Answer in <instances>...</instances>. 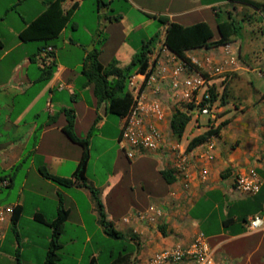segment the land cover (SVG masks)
I'll use <instances>...</instances> for the list:
<instances>
[{
	"label": "crops",
	"instance_id": "0c3cea01",
	"mask_svg": "<svg viewBox=\"0 0 264 264\" xmlns=\"http://www.w3.org/2000/svg\"><path fill=\"white\" fill-rule=\"evenodd\" d=\"M57 1L0 0V7L4 8V13L0 14V188L9 194L15 181L20 182L16 199L0 203V264L4 261L14 264L26 253L30 257L45 254V246L52 234L49 223L56 218L60 206L68 213L60 242L67 235L71 244H77L76 234L70 233L72 229L84 230L86 243L97 234L102 240L109 238L100 225L98 209L90 191L78 187L73 178L85 149L89 154L93 139L119 142L121 131V120H110L112 114L108 104L99 102L89 85L86 60L95 53L104 70H122L141 46L159 32L162 34L152 46L151 53L162 45L167 25L160 24V17L188 26L181 20L193 13L201 15L198 22L207 23V10H211L215 22L237 19L247 24V31L262 36L252 43L247 38L243 41L237 37L229 42L232 47L238 42L233 47L238 61L226 65L225 72L211 81L221 98L217 115L212 120L215 126L226 122L211 138L213 147L210 148V142L205 141L188 151L187 146L183 148L179 142L188 158L185 177L173 171L171 158H127L143 178L147 176V169H151L155 176L166 169L173 171L176 181L163 186L160 180H155L152 188L161 186L163 190L154 194L142 184L145 198L131 203L119 226L113 222L107 201L110 194L122 187L131 170L122 164L119 171L98 185L88 176L87 163L86 182L99 191L106 219L123 234L126 249L132 252L131 264H145L152 254L168 247L188 246L198 235L204 237L214 264H264V228L250 231L247 227V222L254 216L264 219V124L256 114L245 119L249 106L242 103L243 90L251 83L246 73L255 68L244 60L246 54H251L250 59L258 68H264L260 67L264 26L254 29L250 26L253 16L264 12V1L252 0L260 4L255 8L237 0H60V14L51 15L45 24L48 31L55 32L54 35L47 40L23 39V30ZM30 3L36 5L32 13L25 8ZM16 8L23 9V12L10 14V10ZM222 10L226 19L219 20ZM62 17H67L66 21L63 22ZM155 22L159 32L151 36L146 29ZM46 46L54 48L53 73L48 80L40 60ZM218 47L222 51V45L194 48L186 51L185 56L194 57L203 64L206 56L213 55L214 63L220 64L224 57L217 52ZM109 49L111 56L104 59ZM114 79L111 73L108 80ZM233 89L238 90L236 97L232 96ZM256 91L257 101L264 104V92ZM262 116L264 118V113ZM193 125L190 126V140L207 129L197 124L192 130ZM104 131L109 135L104 136ZM42 170L59 178L71 179L74 184L70 188L62 187L45 178ZM249 171L260 177L261 194L247 196L235 189V176ZM80 199H85L87 207L79 204ZM259 204L261 208L258 210L256 206ZM15 207L20 210L15 226L16 237L8 239ZM24 218L26 224H23ZM126 218L128 222L124 221ZM89 226L94 230L91 235L86 231ZM59 253V263L64 264V255ZM103 254V250L97 249L91 253L89 261L95 260L99 264ZM112 254L114 250L109 256ZM81 256L72 257L71 264L82 263Z\"/></svg>",
	"mask_w": 264,
	"mask_h": 264
},
{
	"label": "built area",
	"instance_id": "2783aa9c",
	"mask_svg": "<svg viewBox=\"0 0 264 264\" xmlns=\"http://www.w3.org/2000/svg\"><path fill=\"white\" fill-rule=\"evenodd\" d=\"M54 49L50 46L42 52L44 67L53 60ZM220 64L214 63V56L205 57L202 64L194 57L181 58L163 44L148 55V68L128 79V88L133 103L126 116L120 118L119 144L129 160L141 157H161L172 159V169L176 175L185 177L187 154L179 143L172 141L169 127L175 110L186 111L190 104L201 115L215 119L214 104H210L209 90L212 79L225 72V66L235 64L238 56L231 43L222 45ZM259 74L264 77V70ZM182 106H185L183 110ZM212 138V137H211ZM211 138L209 147L213 144ZM234 187L240 193L253 196L261 187V179L254 171L235 176ZM10 212V210L7 209ZM128 222L129 219H124ZM250 231L264 228V219L254 216L247 222ZM145 264H214L212 253L202 235L185 247H168L152 254Z\"/></svg>",
	"mask_w": 264,
	"mask_h": 264
},
{
	"label": "trees",
	"instance_id": "16d2710c",
	"mask_svg": "<svg viewBox=\"0 0 264 264\" xmlns=\"http://www.w3.org/2000/svg\"><path fill=\"white\" fill-rule=\"evenodd\" d=\"M240 3L251 5L258 8L260 4L252 0H237ZM60 0L54 2L47 11L42 13L36 21L30 23L21 33L23 39H44L47 40L49 37L54 35L55 32H50L47 30L45 24L54 14H60ZM67 17H62V21H66ZM161 25H167L165 34L163 37L162 44L167 47L171 52L178 55L181 58H185V52L202 47H217L228 42H231L242 29V25L239 21L231 19L224 22H216L215 24V34L212 32L210 26L205 22H197L192 25L183 26L175 22H168L166 17L159 18ZM159 35L150 39L146 44L141 46V48L133 56L130 64L124 69H114L111 72L103 68L101 63L97 60L96 54H90L86 60V65H88V70L86 76L88 78L89 85L92 86L95 96L98 98L99 102H106L108 104V110L111 114L116 115L118 118L126 116L133 103L132 95L130 91L124 90L126 81L131 75L138 72H145L148 68V55L152 51V46L158 41ZM2 46L0 38V48ZM48 46H46L47 48ZM53 48V47H52ZM45 49V48H44ZM42 49V50H44ZM54 49V48H53ZM54 56V52L52 54ZM47 75L45 79L48 80L52 73L53 68L50 65L44 68ZM113 73L114 81H109V75ZM210 93V104H214L217 101V88L215 85L209 90ZM195 110V106L190 104L186 111L175 110L171 115L169 121V127L174 136L177 138H182L187 125L191 120V113ZM212 121L208 117V122ZM226 124V122H221L216 126L210 125L208 128L198 136L193 137L187 144V150L194 148L197 145L202 144L207 139L218 134L220 129ZM89 154L87 149L83 152L81 159L76 167L73 174V178L77 182L78 187L87 188L93 199L96 202V206L99 213V221L102 226L104 233L109 237L116 240H122L123 234L115 230L113 223L106 219V211L103 200L100 197L98 190L89 186L86 182L85 171L88 163ZM42 175L57 183L58 185L70 188L74 184L71 179H64L53 176L49 174L46 170H42ZM157 177L161 181L163 186L170 185L176 181V176L172 170H161L157 172ZM261 190V188H260ZM257 194H261V191ZM263 192V190H262ZM255 194V195H257ZM263 194V193H262ZM259 210L261 204L256 206ZM19 208H13L10 220V230L16 234L15 226L17 219L19 217ZM67 211L60 206L56 218L49 223L52 229L51 239L46 247L45 258L41 264H60V253L62 249V244L60 242V235L63 231V225L67 218ZM127 246L122 245L118 255H110V261L107 264H131L132 252H128ZM87 264H97L95 260L89 261Z\"/></svg>",
	"mask_w": 264,
	"mask_h": 264
},
{
	"label": "rangeland",
	"instance_id": "374dc122",
	"mask_svg": "<svg viewBox=\"0 0 264 264\" xmlns=\"http://www.w3.org/2000/svg\"><path fill=\"white\" fill-rule=\"evenodd\" d=\"M264 1V0H262ZM25 8H27L28 13L29 12H33L36 9V5L35 4H28ZM222 9V8H221ZM23 9L21 8H16V10H10V14L16 15L17 13H19L20 11H22ZM2 13H4V8L0 7V14L2 15ZM208 20H207V24L210 26L212 32L215 34V24H216V20L214 17H211L212 13L211 10H207L206 12ZM200 16L198 13H193L185 18H183L181 21L183 24L185 25H190L193 23H196L199 21ZM217 19L219 20H224L226 19V14L225 12L222 10L221 11V16L218 17ZM237 20V19H236ZM239 21V20H237ZM257 21H259L257 23ZM242 25H244L243 30L241 29L240 32L238 33V36H236L237 38L246 41V38L249 40V43L253 40V41H259L262 36L261 34L257 33V34H253L252 32L247 31V24H245V22H241L239 21ZM249 24V23H248ZM250 26L254 29L255 27L258 26H264V12H257V14H255L253 16V23L250 24ZM147 33L151 36L155 35V32H159L158 31V23L155 22V24L153 26H150L146 29ZM257 32V31H256ZM162 34V32H159V36L160 37ZM155 37V36H154ZM252 43V42H251ZM238 42H234V45L237 46ZM259 44V43H257ZM233 45V47H234ZM261 44H259L260 46ZM217 52L221 54V47L216 48ZM260 62H261V66L260 67H264V50H262V48L260 47ZM107 54H105L104 59H107L108 57L111 56V49L108 50V52H106ZM247 56L245 57V61H247V63H249L250 65H252V67H255L254 70L252 72L246 73V76L250 79L251 83L246 84L245 86V90H243V94L244 99L242 100L243 105H247L249 106V109L247 111V113L245 114V119H251L253 118L252 116H254L255 114L258 115L257 119L260 121V123L263 125L264 124V118H263V111H264V104L257 101L258 99V93H257V89L260 92H264V77H261V75H259V72L261 71L260 69L264 68H258V66L250 59L251 58V54L248 52L246 54ZM218 77V76H216ZM127 81H126V85L124 87V90H127ZM217 88V87H216ZM244 89V88H243ZM255 89V90H254ZM232 96H237L238 95V90L237 89H233V91H231ZM217 101H216V105L214 104L213 106V111L215 113V115H217V110L219 108V104L221 101L220 98V93L218 92L217 89ZM183 110H185V106L180 107ZM262 113V114H261ZM110 120H115V122L120 121V118H118L116 115H111ZM196 120V121H195ZM194 124L193 129L195 128V126L198 125H202V126H206L208 128V126L210 125H214V120L208 122V117L206 115H201L197 110H194L193 113H191V123L189 122V124L186 127V130L182 136V138H177L176 136H172V141L175 143H179L181 142V145H183V148H185L188 144V142L190 141V126ZM104 136H107L109 134H106V131L103 132ZM110 133V132H108ZM94 141H92V145L90 146V158H88V170H87V174L89 177H92L96 183H98V185L104 183L109 176H111L113 173L117 172L120 170V168L122 167V164H124V168L127 169L129 168L131 170V175H127L125 177V181L122 185V187L120 189H117L116 191H114L113 194H110V196L108 197V206H109V210L111 212L112 215V219L114 224L116 225H120L122 223V219L123 217L127 214V210L130 207L131 203H135V201L139 200L140 202L143 201L144 194H145V190L142 189V184H145L146 187L145 189L148 192L151 193H161L163 188L161 186H156L154 188H152V184H154L156 181L155 180H159V177L155 176L154 174L151 173V169H147V176H145L146 178H143L142 173L141 172H137L135 171V166L133 167L132 165L129 164L128 159L122 149V146L119 144V142L114 141L112 142L109 139H102V138H95L93 139ZM143 158V157H141ZM152 158V157H151ZM118 159V162H117ZM151 164H154V162L148 160ZM123 162V163H122ZM149 168V167H148ZM19 180L15 181L14 184V188L9 192L6 189H1L0 188V203H9L12 202L16 199V190L17 187L19 186ZM138 196V197H137ZM80 205L87 207L86 201L85 199H80ZM95 202V200H94ZM96 204V202H95ZM134 206H137L136 204H134ZM28 209V208H27ZM27 220L26 218L23 219V224H26ZM23 229V228H22ZM89 235H91L94 230L89 226L88 230H86ZM97 231V230H96ZM99 232V229H98ZM70 233H75L76 235H71L76 237L77 239H75V241H77V244H71L70 241L71 239L69 238V236L65 235L64 237H62L61 239V243L63 245L64 248H62V250H60L59 252H61L62 256H63V263L64 264H71L72 263V257H77L80 254H82L83 259H82V263L80 264H87L89 261V256L91 255V253L97 249L99 250H103V260L99 261V264H106L107 262L110 261V256L109 253L111 250H114V254L115 256L118 255V252L121 249L122 245H125V241L122 240H116L113 238H108L107 240H102L101 237L99 236V234H97V236L95 238L92 239V241L90 243H86L85 240V232L84 230H70ZM16 234L12 231L9 230L8 232V239H12L15 238ZM24 247V246H23ZM47 247V246H45ZM35 250L38 251V249L36 248ZM83 252V253H82ZM74 256H73V255ZM29 253L23 254L22 259H20V261H16L14 262V264H29V262H31L32 264H41L44 261L45 258V254L42 253L41 257L39 256V254L37 253L36 256H28ZM81 256V257H82ZM40 258V259H39ZM78 258V257H77ZM39 259V260H38ZM4 264H6V262L4 261Z\"/></svg>",
	"mask_w": 264,
	"mask_h": 264
}]
</instances>
